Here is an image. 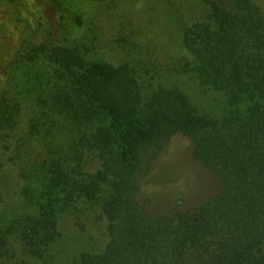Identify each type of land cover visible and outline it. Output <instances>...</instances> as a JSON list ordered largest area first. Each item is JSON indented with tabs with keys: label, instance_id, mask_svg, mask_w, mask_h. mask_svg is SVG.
<instances>
[{
	"label": "trees",
	"instance_id": "16d2710c",
	"mask_svg": "<svg viewBox=\"0 0 264 264\" xmlns=\"http://www.w3.org/2000/svg\"><path fill=\"white\" fill-rule=\"evenodd\" d=\"M182 1L191 10L175 19V71L224 97L220 117L178 86L144 83L142 62L137 69L71 39L84 25L75 5L72 14L62 0L39 2L37 25L28 24L4 72L0 139L5 146L28 104L31 137L50 162L41 176L32 168L28 206L17 219L4 215L0 186V264L45 260L88 218L106 223L107 241L75 264H264V8L258 0ZM132 27L137 36L162 34L144 20ZM156 40L146 50L149 66H158L155 50L168 51ZM11 82L18 91L9 98ZM178 137L191 142L192 160L217 188L192 207L155 213L146 180ZM185 197L172 199L173 210Z\"/></svg>",
	"mask_w": 264,
	"mask_h": 264
},
{
	"label": "rangeland",
	"instance_id": "374dc122",
	"mask_svg": "<svg viewBox=\"0 0 264 264\" xmlns=\"http://www.w3.org/2000/svg\"><path fill=\"white\" fill-rule=\"evenodd\" d=\"M40 1L0 0V92L6 84L4 72L18 55L20 43L29 33L28 24L37 25L35 16L40 8ZM62 1L70 13L77 10L71 5L84 13V25L78 31H70L71 39L77 38L91 48L96 46L100 57L132 61L137 69L138 62H142L139 73L143 76L144 83L178 86L200 110L211 117H220L226 111L222 95L203 90L192 77L175 71L176 58L181 57L175 19L179 14L183 17L190 15L191 7L188 2L186 5L182 0ZM258 1L264 8V0ZM180 7L185 11H180ZM101 16L103 24L100 22ZM141 20L150 23V27L154 26L158 31L162 30V34L154 31L155 36L152 32L150 35L142 33L137 36L132 26ZM167 21L170 26L165 28ZM102 32L106 36H102ZM94 33L109 43L111 52L100 47L104 41L94 40ZM152 39H158L156 42L159 44L167 41L169 46L167 52L158 54L155 50L152 54L156 57L158 66L146 64L149 58L146 50L151 51ZM151 61L153 62L152 58ZM8 88V97L12 98L18 90L12 82L8 84ZM18 97L22 103H28L24 96ZM27 106L28 104H23L19 124L9 134L5 146L0 139V186L4 199L2 211L13 219L19 218L28 206L26 179L32 173V168L41 176L43 165L47 167L50 162L44 146L31 137L33 112ZM191 155L192 145L188 139H174L166 155L159 161L157 172L146 180L145 191L155 200L151 207L153 212L166 210L176 213L194 206L215 191L217 180L209 172L199 168ZM178 195L186 196L185 202L173 210L171 201ZM92 213V217L97 215ZM105 226L104 221L90 218L86 222L84 220L83 229H69L64 239L52 246L48 257L36 264H75V259L83 251L100 252L107 241Z\"/></svg>",
	"mask_w": 264,
	"mask_h": 264
}]
</instances>
